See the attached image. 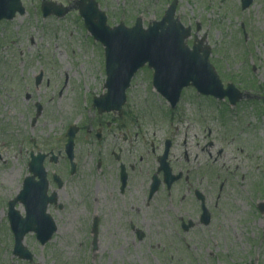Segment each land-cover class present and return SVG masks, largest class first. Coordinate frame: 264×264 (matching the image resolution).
Here are the masks:
<instances>
[{"label":"rangeland","instance_id":"1","mask_svg":"<svg viewBox=\"0 0 264 264\" xmlns=\"http://www.w3.org/2000/svg\"><path fill=\"white\" fill-rule=\"evenodd\" d=\"M45 1L67 7L74 0ZM96 1L108 25L122 21L132 26L140 18L143 27L159 20L171 2ZM21 2L24 14L0 22V264H29L11 256L13 236L6 219L7 201L28 175L29 152H62L66 128L75 125L82 130L94 116L88 110L93 98L100 95L87 91L80 79L98 90L99 79L105 77L103 47L87 33L76 9L62 18H43L40 0ZM176 16L192 32L198 24L197 38L206 37L209 60L223 86L231 83L243 96L230 108L226 99L184 89L178 109L164 118L169 107L151 91V72L143 67L129 89L134 145L148 147L151 140L160 147L164 134L176 126L188 131L199 176L213 185L210 204L218 184L226 182L221 207L207 227L182 232L168 224L161 231L162 241L141 244L110 237L111 229L106 228L107 234L103 230L104 237L93 247L86 218L69 227L58 219L57 231L44 245L33 233L25 235L23 244L34 264H264V208L258 210L259 204L264 206V0H252L245 10L240 0H178ZM192 41L186 40L189 46ZM40 72L42 82L33 86ZM38 103L42 110L35 115ZM93 133L79 131L75 137L73 176L64 159L44 162L49 180L52 173L61 176L64 184L57 193L68 195L72 206H80V196L91 204L98 190L104 195L113 184L109 170L104 169L106 181L100 177L96 146L86 143ZM209 141L213 147L206 148Z\"/></svg>","mask_w":264,"mask_h":264},{"label":"flooded vegetation","instance_id":"2","mask_svg":"<svg viewBox=\"0 0 264 264\" xmlns=\"http://www.w3.org/2000/svg\"><path fill=\"white\" fill-rule=\"evenodd\" d=\"M80 80L85 84L87 91H96L102 95L108 90L105 85L106 77L99 79L101 82L98 90L87 85V79ZM117 80L111 78V83ZM40 82L42 78L37 82L35 77L33 86H38ZM114 88L110 86L111 90ZM129 89V85L124 89V98L119 109L98 112L91 103L89 111L91 110L94 116L88 120V129L80 130L87 135L94 131L91 141L86 143L96 146V166L102 180L106 181L104 169L114 174L110 190L100 196L98 190L90 210L88 207L92 203L88 202V205L85 196H80V206L69 205V196L59 195L56 184L52 180L49 182V192L56 193V202L47 206L46 215L55 223L58 219L64 220L61 225L67 227L80 225L82 219L86 218L91 244L94 245L102 235L101 238L104 237L103 230H106L107 234L109 228L110 237L120 236L131 244H141L152 240L162 241L161 231L168 224L182 232L207 227L214 218L215 210L221 207L219 201L223 198L226 185L225 180L218 184L215 199L210 204L209 196L213 185L209 179L199 176V164H195L198 156L187 142L188 131H181L178 126L164 134L160 147L150 140L148 147L137 148L134 145L136 126L129 108ZM111 96L114 103L121 99L118 89L113 90ZM40 106L41 112L42 105ZM37 110L36 104L35 113ZM175 110H167L163 114L164 118L172 117ZM105 145L107 148L104 152ZM205 146L213 147V143L209 141ZM220 153L221 151L217 154ZM126 155L132 158L127 159ZM60 158L68 163L64 156L60 155ZM69 176L72 175L69 173ZM18 210L22 216L25 215L22 205ZM42 218L45 219V216ZM93 225L94 232L91 231Z\"/></svg>","mask_w":264,"mask_h":264},{"label":"water","instance_id":"3","mask_svg":"<svg viewBox=\"0 0 264 264\" xmlns=\"http://www.w3.org/2000/svg\"><path fill=\"white\" fill-rule=\"evenodd\" d=\"M249 1L242 0V7H246ZM175 5L176 0H173L161 22L143 30L139 19L130 29L125 28L122 23L109 28L106 25L105 14L98 9L94 0L78 2L79 13L84 18L85 26L94 38L105 46L108 77H124L127 80L147 61L149 66L155 69L154 86L167 98L172 107L178 101L182 87L188 86L190 82L202 94L213 95L220 99L227 96L232 104L235 103L240 98V94L232 85H228L225 90L222 89L220 80L208 61L210 50L206 45L202 46L204 38L194 44L192 50L185 46L184 39L189 36V28L184 29L177 19H173ZM16 11L24 12L20 0H0V19H11ZM42 11L44 15L54 13L61 17L68 8L53 3H43ZM166 22L168 25H165ZM116 62H125L128 66L116 67L114 65ZM75 131L74 128L68 130V140L65 145V151L71 161L72 138ZM43 158L44 155L40 154L32 157L29 170L39 174L41 181L46 185L41 167ZM71 171H74L73 163H71ZM31 179V177L25 179L24 188L19 195L25 203L27 217L21 219L14 210L16 199L9 203L8 211L10 227L15 236L13 253L26 259H31V255L22 245L25 233L34 231L37 239L44 243L56 229L50 221L38 225L33 223L32 215L34 211L36 212V208L41 206L40 197L44 195L45 185L43 188L37 187L38 184L33 185ZM40 184L42 186V182ZM43 207L44 205L42 211H44Z\"/></svg>","mask_w":264,"mask_h":264}]
</instances>
